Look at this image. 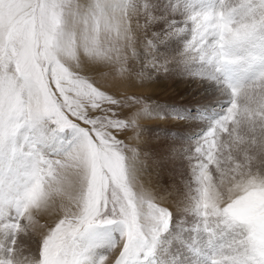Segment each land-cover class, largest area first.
<instances>
[{"label":"snow or ice","instance_id":"snow-or-ice-1","mask_svg":"<svg viewBox=\"0 0 264 264\" xmlns=\"http://www.w3.org/2000/svg\"><path fill=\"white\" fill-rule=\"evenodd\" d=\"M162 75L205 98L129 94ZM177 160L172 209L142 180ZM0 264H264V0H0Z\"/></svg>","mask_w":264,"mask_h":264},{"label":"rangeland","instance_id":"rangeland-1","mask_svg":"<svg viewBox=\"0 0 264 264\" xmlns=\"http://www.w3.org/2000/svg\"><path fill=\"white\" fill-rule=\"evenodd\" d=\"M167 0H157L161 6L166 4ZM82 75H86L99 83H103L108 87L116 83L112 70L102 65H89L86 68L78 69ZM207 84H201L199 80L190 82L187 77L168 76L166 79L161 76L159 80H148L147 78L141 80L136 78L135 88L129 90V94H133L146 99V102L151 104L153 102L159 103H182L193 105L202 101L205 97L201 95ZM150 98V99H148ZM143 129L139 138H136L133 129H128L126 133L119 138L124 141L129 147H135L141 150L145 144L157 145V141L151 130L164 126V121L155 119H142L139 121ZM191 182L190 168L186 161L177 160L174 164L169 166V171L162 174L157 179L155 176L145 177L142 183L146 187L152 188L157 196L158 202H162L165 206L175 209L177 202L182 201L187 194L188 189L185 187L186 183ZM39 224L43 225L47 222L46 217H39ZM21 243L25 246V253L29 249L35 248L30 236L21 234L19 237Z\"/></svg>","mask_w":264,"mask_h":264}]
</instances>
